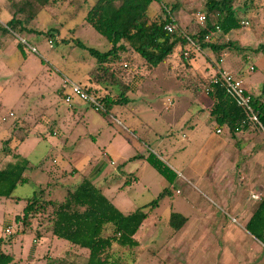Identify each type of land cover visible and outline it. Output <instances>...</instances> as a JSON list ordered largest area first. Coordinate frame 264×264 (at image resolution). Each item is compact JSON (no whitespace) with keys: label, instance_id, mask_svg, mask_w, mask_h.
Segmentation results:
<instances>
[{"label":"rangeland","instance_id":"374dc122","mask_svg":"<svg viewBox=\"0 0 264 264\" xmlns=\"http://www.w3.org/2000/svg\"><path fill=\"white\" fill-rule=\"evenodd\" d=\"M23 1L0 0V24L5 25ZM96 1L55 0L41 7L26 22L32 32L13 34L0 30V164L7 159L15 160L13 153L30 160V168L25 172L28 181L19 184L11 198L0 197V238H3L0 248L13 254L17 264H48L66 253L70 261L75 258L82 262L87 252L84 249L76 251L79 254L74 253L68 241L45 229L47 221L43 222L42 238L36 240L34 231L22 233L25 227L16 216L23 214L28 198L49 183L53 187L51 197L62 200L68 189L77 186L85 176L90 177L125 214L157 199L169 183L139 156L153 150L166 164L181 169L173 156L159 150L158 145L163 141L167 145L189 144L193 139L189 120L198 123L200 133L210 131L205 120L195 117L200 107L196 103L190 105V99L195 96L189 88L190 78H197L196 88L192 87L197 95L209 96L213 73L205 75L204 66L209 65L211 70L215 64L222 66L241 77L248 87L264 91V0H236L241 23L248 24L228 35L220 30L213 35L218 42H235L239 49L234 47L218 56L211 48H206V56L190 48L189 55L195 54V58L189 61L184 59L189 55L177 49L151 73L138 57L136 62L142 65L137 69L130 67L125 59L113 61L107 72L97 70L98 60L90 53V48L106 52L112 45L87 21L88 12ZM207 1L163 0L169 7L177 5L174 16L179 28L185 31L192 26L206 25L200 16H207ZM159 12L162 10L156 1L149 14L154 16ZM28 15V11L18 14L24 20ZM48 31L54 36L48 35ZM211 39L214 40L212 36ZM19 42L24 43L25 54L18 48ZM192 61L195 62L193 70L186 63ZM110 72L118 77L112 78ZM201 72L204 75H200ZM72 82L91 86L98 96L117 97L126 88L130 102L125 106L116 105L109 112L97 110L78 96L68 102L66 96L72 93ZM194 100L196 102L195 97ZM5 116L7 120L1 121ZM253 128L258 134V127ZM132 178L136 180L125 184ZM178 189L181 194L173 189V195L166 194L160 200L150 211L148 222L160 219L168 226L170 213L176 207L189 214L192 207L180 202L186 193L185 185L178 184ZM197 190L202 207L216 210L224 207L216 191L206 190L202 185H197ZM223 215V220L234 225L232 230L242 239L240 233L244 231L242 226L246 219L236 216L239 222L233 223L231 210ZM106 232L109 233L110 228ZM171 233V228L166 226L160 232H149L145 224L136 234L140 245L132 248L115 244L112 251L122 256L123 264H169L164 260L174 257L191 264L202 260L206 264H217L212 245L206 249L183 247L168 252L164 245ZM218 259L223 260L222 256Z\"/></svg>","mask_w":264,"mask_h":264},{"label":"trees","instance_id":"16d2710c","mask_svg":"<svg viewBox=\"0 0 264 264\" xmlns=\"http://www.w3.org/2000/svg\"><path fill=\"white\" fill-rule=\"evenodd\" d=\"M53 1L55 0L23 1L12 18L5 25L0 24V30L13 34H22L28 30L32 32L26 22L28 23L41 7ZM156 1H159L162 12L153 16L149 14V9ZM235 1L208 0L206 25L192 26L185 31L179 28L174 16L177 9L175 4L169 7L163 0H97L88 12L87 21L112 45L106 52L90 48V53L98 60L97 70L103 69L107 72L113 61L128 59L133 69L140 68L143 63L151 73L161 63L167 61L177 49L185 53L190 48L195 52H206V48H211L218 56L234 47L239 49L235 42H218L213 36L218 30L217 27L224 35L242 27ZM25 11L29 12L28 17L25 20L19 18L18 14ZM168 24L173 25L172 31L166 28ZM47 34L54 36L50 31ZM208 35L214 40L207 39ZM18 48L25 54L23 42H19ZM130 52L133 53L129 54ZM136 57L142 61L140 65L137 64ZM192 58H195V54L184 59L189 61ZM186 63L192 69V63ZM110 75L114 79L118 77L114 72H110ZM141 77L144 79L145 76L141 75ZM212 81L213 78L210 80L208 95L214 101L211 115L217 124L227 127L233 134L238 129L248 128L249 123H244V120L248 119L246 110L232 99L222 82L213 84ZM128 85L130 88L131 84ZM82 87L87 93L98 98L106 112L111 111L116 105L125 106L130 102L126 88L115 97L112 94L98 96L91 86ZM194 88H196L195 84ZM254 105L264 126V103L261 102L260 97H254ZM26 137L27 135L22 137L21 141ZM9 141L10 138L6 143ZM8 151L10 152L11 149ZM13 155L15 160L0 164V197L11 198L18 185L28 181L25 172L30 168V160L18 153ZM139 157L148 161L170 184L175 182L177 173L157 154L151 152L146 157L143 155ZM134 180L136 179H127L125 184ZM52 192L53 187L49 183L28 198L23 214L16 216V220L22 222L25 227L22 233L34 231L36 240L42 238L43 222L47 221L45 229L51 235L68 241L75 249L74 253L84 249L87 252L84 253L82 262L75 258L70 261L66 257H57L48 264H123L122 256L113 253V246L118 244L133 248L140 245L136 234L148 217L149 211L158 206L160 200L171 190L166 187L156 200L129 214L123 213L90 177L85 176L77 186L68 189L62 200L52 198ZM186 220L187 217L181 213L172 212L170 223L175 230H178ZM246 227L264 244V195ZM109 228L110 232L107 233ZM2 243L3 238H0V244ZM0 264H17V262L13 254L6 253L0 248Z\"/></svg>","mask_w":264,"mask_h":264},{"label":"crops","instance_id":"0c3cea01","mask_svg":"<svg viewBox=\"0 0 264 264\" xmlns=\"http://www.w3.org/2000/svg\"><path fill=\"white\" fill-rule=\"evenodd\" d=\"M196 53L198 54V52ZM203 53L206 56L208 54L204 51ZM192 64L195 65V62L192 61ZM204 68V74L213 73L212 77L221 69L230 72L217 64L212 70L209 65L204 66ZM193 69H195V66ZM204 74L201 72L200 75ZM197 75L199 73L196 74V77ZM190 80L191 87L189 88L196 98V102L194 97L190 99L192 100L190 105L192 106V103H196L200 107L195 117L205 120L210 126V131L203 130L200 133L201 130L198 128V123L193 124L189 120L187 123L192 126L193 130V139L190 140L189 144L176 145L171 143L167 145L163 141L158 145V148L171 154L179 164L178 167H181V169H178L175 166H170L177 173V178L172 184L168 182L169 185L166 187L171 190L169 194L173 195L174 190H176V193L181 194L178 184L185 185L186 193L180 202H182L181 205L187 204L191 206L192 210L190 209L189 214H187L181 208L178 209L176 207L170 213V220L167 226L160 219H156L153 223L148 222L151 209L142 226L148 224L149 232L152 233L160 232V229L164 226L171 228L172 233L167 244L164 245L168 252L179 250L183 247H187L190 250L196 248L206 249L211 248L212 245L216 252L217 264H264V244L246 228L264 195V128H262V131L259 130V126L251 124L248 128L233 134L227 127L219 126L211 115L213 99L210 96L197 95L192 89L197 78H194V80L190 78ZM244 84L254 97H260L261 102L264 103L263 90H254L248 87L245 81ZM186 86L188 87L189 85ZM253 126L258 127V134L254 132L255 128ZM218 128L222 131L218 132ZM253 137L256 140H253ZM152 152L156 154V151L152 150ZM150 153V151L146 150L143 156L146 157ZM159 157L161 156L159 155ZM8 161L10 160L7 159ZM187 183H190L194 188L188 186ZM197 185H202L204 189L209 191H216L217 194H214L225 204L223 205L224 207L221 210L202 207L199 204ZM254 195L260 196L261 199L255 198ZM195 203H198V206ZM230 210L233 223L239 222L238 216L246 219L245 226H242V231H244L242 233L239 231L242 239H239L240 237L235 230H232L235 226L223 220V214L227 215V211ZM172 212H178L187 217L186 222L178 230L171 226ZM233 218H236V221H233ZM154 230L157 231L153 232ZM241 240L243 242H240ZM72 250L73 252L75 251L74 248ZM68 256L69 254L66 253V255L56 256L55 258L66 257L69 259ZM220 256H222V262L218 259ZM164 262L169 264H191L178 257L168 258ZM197 264H206V262L205 260L197 261Z\"/></svg>","mask_w":264,"mask_h":264},{"label":"built area","instance_id":"2783aa9c","mask_svg":"<svg viewBox=\"0 0 264 264\" xmlns=\"http://www.w3.org/2000/svg\"><path fill=\"white\" fill-rule=\"evenodd\" d=\"M200 19L202 22H205L206 16L201 15ZM247 24H248V22L242 23V25H247ZM166 28L169 31H172L173 25L168 24L166 26ZM217 28H218V30H220L219 27H217ZM206 38L210 39L211 36L208 35ZM51 42H52V40H51ZM33 50L36 51V48H33ZM189 53H190L189 50L185 51V55H189ZM220 61L222 62L223 59H220ZM252 69H254V67H252ZM212 82H213V84H219L222 82L226 86L227 92L232 97V99L238 105L242 106L246 110V112L248 113V119L244 120V123H249V125L255 124V125L259 126L260 128H264L263 123L259 117V113L256 110L255 105H254V95L246 88L244 81L242 80L241 77H239V76H237L231 72H228L226 70L221 69L213 77ZM210 88H212V87H210ZM71 89H72V93L68 94L66 96V101L71 102L73 96H78L80 99L93 104V106L99 111L105 109L103 104L98 100V98L87 93L83 89L81 84L72 82L71 83ZM208 90H210V89H208ZM11 115H13V113H11ZM6 120H7V116L3 117L1 121H6ZM217 131L221 132L222 130L220 128H218ZM238 131H240V129H238ZM254 197L257 199L258 198L261 199L260 196H258V195H254Z\"/></svg>","mask_w":264,"mask_h":264}]
</instances>
